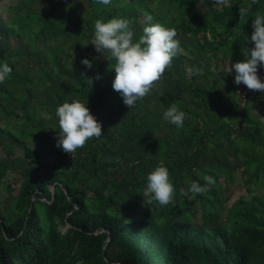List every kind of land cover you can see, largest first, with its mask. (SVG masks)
<instances>
[{
    "label": "trees",
    "instance_id": "16d2710c",
    "mask_svg": "<svg viewBox=\"0 0 264 264\" xmlns=\"http://www.w3.org/2000/svg\"><path fill=\"white\" fill-rule=\"evenodd\" d=\"M16 3L21 13L0 20V64L12 68L0 83V115L19 120L0 123V264H264V191L254 192L264 176V122L251 110L263 98L257 91L241 103L229 81L234 70H213L218 54L244 60L252 46L244 35L264 15V0ZM145 13L174 28L184 52L129 109L112 88L115 60H93L99 54L88 42L95 21L113 17L130 20L137 40ZM190 67L203 74L189 77ZM95 72L103 78L90 87ZM86 98L104 134L71 156L56 147V108ZM15 100L20 114L10 109ZM171 104L186 114L182 128L163 119ZM161 163L175 190L167 207L144 195L148 173ZM238 174L248 194L232 199L217 221ZM204 175L215 183L192 198L189 182L204 185Z\"/></svg>",
    "mask_w": 264,
    "mask_h": 264
},
{
    "label": "clouds",
    "instance_id": "9594fccd",
    "mask_svg": "<svg viewBox=\"0 0 264 264\" xmlns=\"http://www.w3.org/2000/svg\"><path fill=\"white\" fill-rule=\"evenodd\" d=\"M98 2L103 5L111 4V0H98ZM217 2L231 6L229 0H217ZM250 9L251 4L239 8V16H246ZM153 19L151 14L145 13L147 23L142 29V34L135 41L130 20L118 17L107 21L97 19L94 23V36L88 42L99 54L93 57V60L100 57L115 60L111 67L115 71L112 88L119 93L129 109L135 107L138 100L150 94L165 69L171 66L173 58L184 52L179 40L175 38L176 30L166 28L158 22L152 23ZM252 29L250 37L244 35V41L252 45L245 47V59L228 64V73L234 70L235 84H243L249 90L264 93V81L257 74L258 66L264 67V15L259 12L255 15ZM73 58L72 55V60ZM81 63L88 69L94 67L92 60L88 58H82ZM11 72L12 68L7 62L0 64V83L9 77ZM202 74L203 70L199 67L187 69L189 77ZM102 78L101 73L95 72L94 76L87 77L86 83L91 87L95 80ZM86 104L87 98L83 101H65L56 108L59 126L56 147L71 156L78 149L83 148L89 140L93 138L98 140L104 134L101 122L90 113ZM185 118L186 114L176 104H171L163 112V119L178 129L184 126ZM203 180L204 185L198 181L189 182L188 192L192 194V198L204 194L209 190L208 186L215 183L210 175H204ZM144 195L150 196L161 207L174 205L175 190L169 181V171L163 163L148 173Z\"/></svg>",
    "mask_w": 264,
    "mask_h": 264
},
{
    "label": "rangeland",
    "instance_id": "374dc122",
    "mask_svg": "<svg viewBox=\"0 0 264 264\" xmlns=\"http://www.w3.org/2000/svg\"><path fill=\"white\" fill-rule=\"evenodd\" d=\"M161 7H164V4L161 5ZM198 8L200 11L204 10V6L203 4H199L198 5ZM21 13V9L19 8L18 4L16 3V0H0V20L1 21H8L10 20L11 18H13L15 15H18ZM62 24H59L58 26L60 27ZM76 52H72L70 53V55H65V58H64V61L67 63V66L71 67L74 63V58L72 60V55L73 57L76 56L75 54ZM245 59V57H243ZM25 63H26V59L24 60ZM235 61L231 60V59H222L221 55L218 54V58H217V66L215 69H213L215 72L217 70H220V69H224L226 71H228V64L231 65L232 63H234ZM21 65H15V68L19 69ZM218 86H219V90L222 92V93H225V94H230V90L227 88L226 84L225 83H222V82H219L218 83ZM14 104V107L13 108H10L13 110L14 113H17V114H20L21 112V107L19 105V102L17 100H15L13 102ZM251 110L253 112V114L255 115H258L259 119L261 121L264 122V115H260L259 114L261 112H264V98L263 100H261L260 102H257L255 103L254 105L251 106ZM42 111V109H41ZM45 113V112H44ZM5 120H8V121H12V122H15L18 120V118L16 117L15 114H11L9 115L8 117H4L2 115H0V123L3 124ZM19 121V120H18ZM32 147H34L33 143H29ZM21 150V149H20ZM3 156V151L0 149V157ZM50 163H48L49 165ZM242 180H243V177L238 174L237 175V178L234 180L233 183H231L225 190L224 192V195L223 196H226L228 197L227 199H223L222 198V204L219 205L218 204V210H219V216H216L214 215V219L219 221V220H222V217L224 215V212L226 210V207H227V204L232 200L234 199L236 196H245L247 195L248 193L246 192V190L244 189L245 187L242 186ZM8 181V178L4 181L7 182ZM264 191V176H263V179L262 181L260 182V185L258 188H254V192H263ZM212 218V219H213Z\"/></svg>",
    "mask_w": 264,
    "mask_h": 264
},
{
    "label": "built area",
    "instance_id": "2783aa9c",
    "mask_svg": "<svg viewBox=\"0 0 264 264\" xmlns=\"http://www.w3.org/2000/svg\"><path fill=\"white\" fill-rule=\"evenodd\" d=\"M258 76L264 81V71L258 69ZM235 73L230 75L229 81L230 84L235 88V93L237 98L241 103L245 102L247 99L251 98L257 91L249 90L245 85L240 84L237 85L234 83ZM261 93V92H260ZM261 97L264 98V93H261Z\"/></svg>",
    "mask_w": 264,
    "mask_h": 264
}]
</instances>
